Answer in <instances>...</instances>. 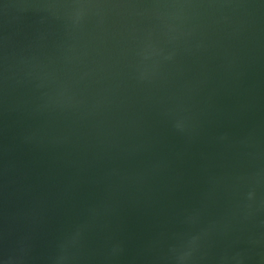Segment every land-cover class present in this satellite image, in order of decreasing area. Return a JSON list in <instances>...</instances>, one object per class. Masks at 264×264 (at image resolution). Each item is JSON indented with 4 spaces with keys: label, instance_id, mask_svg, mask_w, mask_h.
Masks as SVG:
<instances>
[{
    "label": "water",
    "instance_id": "water-1",
    "mask_svg": "<svg viewBox=\"0 0 264 264\" xmlns=\"http://www.w3.org/2000/svg\"><path fill=\"white\" fill-rule=\"evenodd\" d=\"M0 264H264V0H0Z\"/></svg>",
    "mask_w": 264,
    "mask_h": 264
}]
</instances>
